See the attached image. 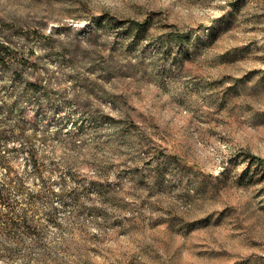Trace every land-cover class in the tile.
Here are the masks:
<instances>
[{"label":"rangeland","instance_id":"rangeland-1","mask_svg":"<svg viewBox=\"0 0 264 264\" xmlns=\"http://www.w3.org/2000/svg\"><path fill=\"white\" fill-rule=\"evenodd\" d=\"M0 264H264V0H0Z\"/></svg>","mask_w":264,"mask_h":264},{"label":"trees","instance_id":"trees-1","mask_svg":"<svg viewBox=\"0 0 264 264\" xmlns=\"http://www.w3.org/2000/svg\"><path fill=\"white\" fill-rule=\"evenodd\" d=\"M138 25H141V23H138V24H137V27H141V26H138Z\"/></svg>","mask_w":264,"mask_h":264}]
</instances>
